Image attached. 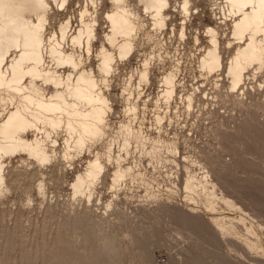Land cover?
Masks as SVG:
<instances>
[{
	"label": "rangeland",
	"instance_id": "rangeland-1",
	"mask_svg": "<svg viewBox=\"0 0 264 264\" xmlns=\"http://www.w3.org/2000/svg\"><path fill=\"white\" fill-rule=\"evenodd\" d=\"M95 1V40L88 57L85 52L82 55L86 66L92 68L96 64L95 51L107 31L104 13L110 8L106 0ZM169 1V19L161 32L152 29L149 16L140 8L135 9L143 28L135 40L134 52L126 61L115 63L117 69L108 80L110 131L116 130L119 121L127 120L122 113L123 97H126L121 94L124 80L140 61H151L149 83L140 86L137 118L128 117L132 126H142L150 137L156 136L159 128L162 138L176 139L180 157H196L212 170L218 188L241 212L218 207L215 214L228 219L223 220L228 226L225 231H217L201 206L183 205L181 185L172 188L167 177L174 170L169 166L152 167L144 157L140 172L149 182L147 193L141 184L129 180L110 192L107 189L110 166L105 164V173L90 204L70 199V184L84 166L86 153L70 161V166L60 158L40 168L11 161L6 173L10 192L0 200V264H264V67L256 73L254 69L248 71L243 94L228 93L223 75L218 77V87L214 89L216 77L205 79L196 65L207 44L206 27L216 29L220 48L226 45L231 20L223 18L222 0H189L188 16L177 8L176 3L181 0ZM86 2L88 11L92 12L88 0H68L62 9L51 5L45 33L66 19H70L74 29ZM128 2L135 7L133 0ZM182 23L186 39L181 42L177 31ZM146 33L153 38L148 39ZM194 35L198 37L197 44L193 42ZM223 53L228 58L231 51ZM173 65L178 70L175 96L168 105L162 99L156 102L160 93L158 79ZM135 81H131L130 100L135 98ZM196 87L199 92L187 112L180 98ZM203 93L210 98L203 99ZM155 114L164 117L160 127L154 122ZM106 141L108 138L94 144L93 149L101 150ZM40 172L45 184L42 202L34 190ZM165 189H171L173 196L149 197L150 193L161 194ZM24 196L31 199L29 205ZM111 199L112 209L103 214Z\"/></svg>",
	"mask_w": 264,
	"mask_h": 264
},
{
	"label": "bare ground",
	"instance_id": "bare-ground-1",
	"mask_svg": "<svg viewBox=\"0 0 264 264\" xmlns=\"http://www.w3.org/2000/svg\"><path fill=\"white\" fill-rule=\"evenodd\" d=\"M106 1L110 5L103 17L107 31L101 43L98 42L100 45L94 54L96 64L92 68L86 66L82 55L85 52L88 57L95 40V0H88L93 8L92 12L88 11L87 2L80 8L78 25L74 29H71L70 19H66L47 34L45 32L49 25L51 5L62 9L68 0H0V200L10 192L6 184V173L11 161L14 164L28 163L40 168L60 158L70 166V161L84 153L87 160L75 173L70 184L72 201L91 203L96 187L105 173V164L110 166L107 180L110 192L118 190L125 180H129L141 184V188L147 193L149 182L140 172L141 158L144 157L152 167L169 166L173 169L167 177L171 179L169 181L172 188L176 189L181 185L183 205L189 208L201 206L210 215L217 231H225L228 225H224V217L215 214L217 208L223 206L232 211L240 209L218 188L212 170L206 168L196 157H180L176 139L162 138L159 128L157 135L150 137L142 130V126L134 127L128 119L129 116L134 120L137 118V102L142 94L140 86L149 83L151 61H140L138 67L123 82L121 94L126 97H123L124 108L121 112L127 116V120L119 121L114 131H110L108 124V117L112 112L106 93L109 90L108 80L117 69L115 63L126 61L133 54L135 40L143 28L135 9L140 8L143 14L149 16L152 29L161 32L169 19L170 1L133 0L134 8L129 5L128 0ZM222 2L223 18L231 20L226 45L220 48L216 29L206 27L207 44L202 48L196 66L205 79L216 77L214 89L218 87V77L223 75L227 81L228 93L238 91L243 94L242 87L248 79V71L254 69L253 72L256 73L264 67V0ZM176 5L184 16L191 14L189 0H181ZM145 36L153 38L148 33ZM177 36L181 42L186 39L183 23ZM193 42L197 44V35L193 36ZM224 50L231 51L228 58L223 57ZM158 58L160 61L159 56ZM177 71V67L173 65L162 72L158 79L160 93L156 102L162 99L168 105L173 99ZM132 79L136 80L133 88L135 98L130 100ZM196 92H199L198 87L181 98L179 96L187 112L192 109ZM207 97V93L202 94L203 99L210 98ZM213 99L215 100L214 97ZM162 119L164 117L154 115V122L158 127L163 122ZM105 138L108 141L103 142V148L94 150V144ZM57 148L59 152H56ZM131 154L138 156L130 157ZM43 178V173L40 172L34 186L41 202L45 198ZM173 193L171 189H165L164 193H150L149 197L164 195L168 198ZM112 199L106 203L103 214H108L112 209ZM24 201L27 205L31 203L28 196H24ZM253 243L254 246L257 245Z\"/></svg>",
	"mask_w": 264,
	"mask_h": 264
}]
</instances>
